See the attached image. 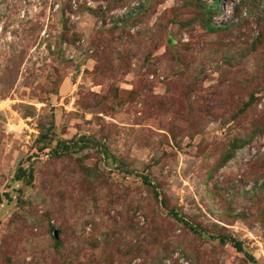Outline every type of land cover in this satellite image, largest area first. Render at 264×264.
I'll return each instance as SVG.
<instances>
[{"label":"rangeland","instance_id":"obj_1","mask_svg":"<svg viewBox=\"0 0 264 264\" xmlns=\"http://www.w3.org/2000/svg\"><path fill=\"white\" fill-rule=\"evenodd\" d=\"M253 263L264 0H0V264Z\"/></svg>","mask_w":264,"mask_h":264},{"label":"trees","instance_id":"obj_2","mask_svg":"<svg viewBox=\"0 0 264 264\" xmlns=\"http://www.w3.org/2000/svg\"><path fill=\"white\" fill-rule=\"evenodd\" d=\"M23 172H24V170H22L21 168H18V170L14 173V179H20L22 177ZM143 181H144V183L149 184V181L145 177L143 178ZM172 215L176 219H179V218L176 217V213L175 212H172ZM183 222L186 223L185 221H183ZM219 239L223 240L225 238L220 237ZM227 239L237 251L244 253L245 255H247L248 260H251L252 262H254L253 258L250 255H248L245 252H243V249L241 247V242L239 240H236V239H234L233 237H230V236Z\"/></svg>","mask_w":264,"mask_h":264}]
</instances>
